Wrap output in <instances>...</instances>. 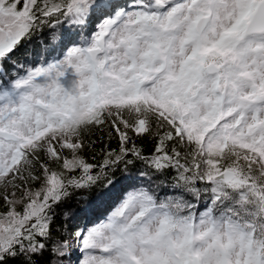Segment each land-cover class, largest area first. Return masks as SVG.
Instances as JSON below:
<instances>
[{
    "label": "snow or ice",
    "instance_id": "snow-or-ice-1",
    "mask_svg": "<svg viewBox=\"0 0 264 264\" xmlns=\"http://www.w3.org/2000/svg\"><path fill=\"white\" fill-rule=\"evenodd\" d=\"M0 201V264H264V0H0Z\"/></svg>",
    "mask_w": 264,
    "mask_h": 264
},
{
    "label": "trees",
    "instance_id": "trees-1",
    "mask_svg": "<svg viewBox=\"0 0 264 264\" xmlns=\"http://www.w3.org/2000/svg\"><path fill=\"white\" fill-rule=\"evenodd\" d=\"M61 32L60 27L55 29H50L45 27L42 32H37L33 37L31 42H26L25 46L17 51L12 59L17 62L29 63L32 61V58L36 54H44V49L46 45H50L52 40V36L55 35L59 37ZM43 42V43H42ZM5 67L7 70L11 71V63L6 62ZM91 140H96L97 143L95 148L97 151L102 147L100 142V133H96L93 136L89 137ZM106 139V134H105ZM136 143L138 146L143 148L144 154L149 155L154 148L153 141L151 139L140 140L137 139ZM116 142L113 140L111 142V147H115ZM86 158L91 161L92 153L86 151L84 153ZM101 159V157L97 156V162ZM123 167V166H121ZM141 171H148L151 174V170L145 169L142 164L139 162L134 167H129L127 173L117 172L116 175L119 176L121 174L139 176ZM164 179L162 176H156L153 181L150 182V187L156 190L160 195H164L170 192V189L164 187L163 185H159V181ZM106 181L101 180L100 183L94 186L91 189H82L78 191H73L72 195L64 201L61 205L56 208V218L52 225L53 236H60L65 232L67 228L69 231L74 230V228L83 223V220L80 218V210L83 209L89 201H91L97 191H99L100 187L105 184ZM159 185V186H158ZM2 204V201H0ZM65 213H67V218L65 217ZM35 264H50L53 260V257L49 255L48 252H45L42 256L34 257ZM56 264H74L76 260V256H64V257H56ZM9 264H21L20 260L9 262Z\"/></svg>",
    "mask_w": 264,
    "mask_h": 264
}]
</instances>
